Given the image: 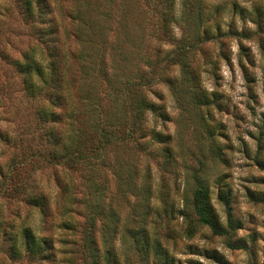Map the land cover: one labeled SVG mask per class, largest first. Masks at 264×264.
I'll list each match as a JSON object with an SVG mask.
<instances>
[{"label": "trees", "instance_id": "1", "mask_svg": "<svg viewBox=\"0 0 264 264\" xmlns=\"http://www.w3.org/2000/svg\"><path fill=\"white\" fill-rule=\"evenodd\" d=\"M68 1L64 14L71 27H64L62 40L57 36L58 20L53 16L49 0H15L22 21L44 47L30 45L18 57L2 54L22 75L25 96L35 99L32 112L40 126L39 130H30V140L39 146H27L25 162L29 170L23 181L11 185L10 192L21 194L28 204L45 215L50 209V196L36 183L37 170L49 164L77 171L80 198L76 196V184H69L60 175L54 179L59 187L55 201L60 216H64L60 221L63 227L75 230L76 212L72 206L83 204L85 218L77 246L81 264H182L175 259L166 240L163 242L147 224L151 206L146 179L142 181V193L129 207V216L126 219L122 216L118 201L125 202L127 195L134 192L140 173L133 157L131 161L123 160L120 154L124 148L131 149L133 155L144 150L152 154L147 148L151 142L161 146L163 165L171 163V136L148 127L146 113L163 121L169 118L155 88L166 83L173 89L178 79L184 81L185 75L190 74L187 51L200 36L209 33L203 0H181L177 19L175 0H99L97 6L90 0ZM139 4L144 7L137 8ZM174 21L182 28L186 25V31L192 24L195 29L191 33L182 31L175 39L171 28ZM199 27H202L200 31ZM67 40L74 42V49L69 48ZM168 41L172 44L170 50L162 48V43ZM176 65L180 78L170 75ZM180 98L179 94L175 100L178 102ZM19 168L16 162L8 171L0 166V193L8 188L6 181L11 172L16 169L14 179L21 176ZM106 170L122 189L118 199L114 194L115 199L104 202ZM98 176H103L102 180ZM193 206L196 221L207 224L216 234L224 233L208 214L207 191L200 185L195 188ZM182 207L187 208L185 199ZM181 215L186 222L187 213L182 211ZM24 218L6 226L0 222V242L6 245L9 257L28 261L55 257V241L44 233L47 226L44 223L33 226ZM182 233L190 238L193 227L188 223ZM117 239L125 252L117 251ZM211 257L220 264L227 263L218 253Z\"/></svg>", "mask_w": 264, "mask_h": 264}, {"label": "rangeland", "instance_id": "2", "mask_svg": "<svg viewBox=\"0 0 264 264\" xmlns=\"http://www.w3.org/2000/svg\"><path fill=\"white\" fill-rule=\"evenodd\" d=\"M49 1L58 20L57 36L63 40L62 30L71 27L64 14L69 1ZM90 1L96 6L99 3V0ZM180 5L181 0H175L176 19ZM202 6L208 16L205 24L209 33L200 36L187 51L190 74L185 75L184 81L178 79L173 89L166 83H159L155 88L169 118L163 121L146 113L148 127L170 134L171 163L163 165L161 146L155 143L147 146L152 154L144 150L133 155L131 149L124 148L120 158L131 161L133 157L140 177L136 179L138 187L134 192L127 195L125 202L118 203L126 219L146 179L150 185L151 206L147 224L163 242L166 240L176 260L182 264L192 261L220 264L211 257L218 253L226 264H264V0H203ZM143 7L139 4L137 8ZM171 28L175 39L186 31V25L182 28L175 21ZM193 28L194 24L186 33H191ZM37 41L29 25L22 21L15 0H0V166L8 171L16 162L21 172L18 179H14L16 169L11 172L6 181L8 188L0 193V222L6 226L26 217L33 226L44 223L47 226L44 233L53 237L57 248L50 260H17L9 257L6 245L0 242V264H81L77 246L85 218L83 204L72 206L76 212L75 230L63 227L60 221L64 216H60L59 204L55 201L59 187L54 179L60 175L69 184H76V196L80 198L78 172L49 164L37 170L36 183L50 196V209L45 215L28 204L21 194L10 192L11 185L24 179L29 170L25 162L27 146H39L30 140V130H39L40 126L32 112L35 99L25 96L22 75L2 54L18 57L33 44L43 48L44 44ZM67 43L69 48H75L71 40ZM162 44L167 50L172 47L169 41ZM178 67L170 72L171 76L181 77ZM178 88L181 90L177 91ZM179 94L181 98L177 102ZM149 95L156 99L154 94ZM69 175L72 177L67 179ZM102 178L97 177L99 181ZM104 178L103 201L115 199L114 194L118 199L122 188L115 184L109 170L104 172ZM197 185L207 191L208 214L224 233L216 234L207 224L196 221L193 202ZM183 199L187 208L182 207ZM182 211L188 215L186 222ZM188 223L193 227V234L187 239L182 232ZM116 249L125 252L119 239ZM131 260L133 263L134 258Z\"/></svg>", "mask_w": 264, "mask_h": 264}]
</instances>
